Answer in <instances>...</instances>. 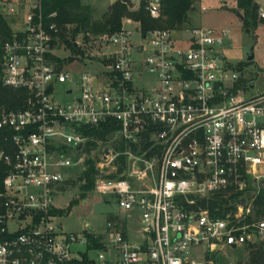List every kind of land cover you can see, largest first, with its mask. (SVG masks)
<instances>
[{
    "label": "built area",
    "instance_id": "2783aa9c",
    "mask_svg": "<svg viewBox=\"0 0 264 264\" xmlns=\"http://www.w3.org/2000/svg\"><path fill=\"white\" fill-rule=\"evenodd\" d=\"M162 1L138 6L160 18ZM55 15L42 0H0L10 30L0 32V80L24 90L21 106L0 103V264H203L225 245L264 241V216L253 208L264 184V92L252 94L254 83L223 55L230 28L137 26L145 53L129 26L92 35V46L116 45L108 67L83 73L80 94L61 102L55 88L70 77L53 50ZM108 119L134 163L93 189L114 194L124 216L107 220L102 236L87 224L82 242L56 222L53 200L84 164L86 128ZM240 191L217 213L200 203ZM129 217L138 221L133 236Z\"/></svg>",
    "mask_w": 264,
    "mask_h": 264
},
{
    "label": "rangeland",
    "instance_id": "374dc122",
    "mask_svg": "<svg viewBox=\"0 0 264 264\" xmlns=\"http://www.w3.org/2000/svg\"><path fill=\"white\" fill-rule=\"evenodd\" d=\"M84 4H90L93 7L94 16L99 17L108 5L109 0H81ZM138 4V0H132ZM259 4H264V0H256ZM130 6V4H129ZM204 6L206 9H201ZM138 6H130V9H136ZM236 0H197L194 9L189 12L190 24L213 26V27H228L230 33L226 36L225 44L222 46L223 55L226 56V60L236 67L241 75H246L247 79L253 82L254 85L250 92L258 93L264 92V23H261L255 28H251L246 31L243 28V23L237 12ZM128 18V17H126ZM129 20V19H127ZM124 26H129L134 29V33L130 37L131 41L137 45L139 42L144 44L145 53L148 48V42L146 38L141 37L138 30L131 25L129 21L124 22ZM93 40L92 36L89 38ZM56 46L53 48L56 54L63 57L66 63H63L62 69L67 71L69 79L64 83H59L55 88L56 100L61 102H67L72 100L75 95L80 94V80L83 73H98L107 69L109 61L103 62V57L111 54L116 45L112 43H103L92 46L89 42L83 41L81 35H77L75 41L79 44V47L83 49V53H76L73 49L64 43L63 40H57ZM251 44H254V61L252 64H246L248 50ZM72 88L71 93H65L63 89ZM113 134L108 136L107 141H99L97 148H93L88 154L82 152L84 161L83 165L79 168L71 169L72 177L70 179H76L78 172L85 167V160L88 156L97 157L96 163H98V177H108L110 173H116L118 167V152L114 151L111 146V141L116 140ZM123 154L126 156V171L129 173L132 169L134 159H130V154L125 151ZM78 186H72L70 183L66 184L63 191L60 194H56L54 197V204L63 208L64 212L56 218V222L60 223L61 227L69 232H75L78 234L82 242L83 230L88 228L87 224H90L97 233L101 235L106 234L107 220H111L114 215H123L117 205L114 194L108 193L105 196L97 192L95 189L87 193L86 196L80 194ZM72 198H77L70 205L68 211H65L68 207V203ZM135 225V222L131 220V227ZM208 252V251H206ZM247 257V250L245 244L239 247H230L225 245L213 252L207 253L203 259V264H209V260H212V264H239Z\"/></svg>",
    "mask_w": 264,
    "mask_h": 264
},
{
    "label": "trees",
    "instance_id": "16d2710c",
    "mask_svg": "<svg viewBox=\"0 0 264 264\" xmlns=\"http://www.w3.org/2000/svg\"><path fill=\"white\" fill-rule=\"evenodd\" d=\"M197 0H163L162 9L163 17L151 18L148 12L144 9L143 4H140L136 9H130L128 0H115L104 10L99 16H94L92 7L88 4H83L81 0H42V11L46 15L55 12L54 17H50L55 21L59 30L57 31L58 40L61 39L65 44L69 45L74 52L83 53V49L79 44H74V38L81 35L84 43L89 42L92 35H97L105 32H111L124 27V22L129 21L134 27L140 26L142 30L147 28L159 27H181L189 21V12L194 9ZM258 2L256 0H236V8L234 9L243 23V28L248 31L251 28L264 23L258 17ZM128 17V18H126ZM49 18V17H48ZM129 19V20H127ZM9 26L5 19L0 16V32L8 35ZM110 61L111 59H106ZM243 83L244 80L240 79ZM24 98V90L14 89L2 84L0 80V103L8 107H18L22 105ZM117 127L115 121L108 119L100 127L92 126L86 128V133L91 136V140H87L84 150L90 154L93 148H97L99 141H107L108 136ZM111 146L114 151L118 152V167L117 172H121L126 165V156L123 154L126 143L123 140L116 139L111 141ZM136 149V146H132ZM96 155V154H95ZM88 156L85 160V167L78 172L76 179H67L64 181L63 187L66 184L78 186L80 194L86 196L88 192L93 191L98 167L96 165L97 157ZM116 173H110L109 176H116ZM240 192L235 193H217L208 199V204L201 200L203 207H209L213 213L215 207H228ZM77 198H72L65 211H68L70 205L77 201ZM254 214L264 216V184H261L253 199ZM54 212L62 213V209H54ZM92 238V235H90ZM247 257L239 264H264V241L248 242L245 244Z\"/></svg>",
    "mask_w": 264,
    "mask_h": 264
},
{
    "label": "crops",
    "instance_id": "0c3cea01",
    "mask_svg": "<svg viewBox=\"0 0 264 264\" xmlns=\"http://www.w3.org/2000/svg\"><path fill=\"white\" fill-rule=\"evenodd\" d=\"M115 0H109V2H108V5L109 4H111L112 2H114ZM125 1H127V0H125ZM83 3V2H82ZM84 4V3H83ZM128 4H130V6H135V5H137L138 6V4L137 3H135V2H133L132 0H128ZM88 5V4H87ZM90 5V4H89ZM108 5H107V7H108ZM91 6V5H90ZM129 6V7H130ZM92 7V6H91ZM106 7V8H107ZM105 8V9H106ZM92 9H93V7H92ZM132 25V24H131ZM133 26V25H132ZM74 41H75V38H74ZM76 42V41H75ZM76 44H78L77 42H76ZM103 59V62L105 63L106 62V59H108L107 58V56L106 57H103L102 58ZM117 216H121V217H123L124 216V214L123 215H114L113 216V218H115V217H117ZM131 220H133L134 222H135V225L133 226V227H131L130 225H131ZM124 227H125V231L126 232H128V234L129 235H131V236H133L134 235V232L136 231V228L138 227V221H137V218L136 217H134V218H127V221L124 223ZM99 236H102L101 235V233L99 234Z\"/></svg>",
    "mask_w": 264,
    "mask_h": 264
},
{
    "label": "water",
    "instance_id": "95a60500",
    "mask_svg": "<svg viewBox=\"0 0 264 264\" xmlns=\"http://www.w3.org/2000/svg\"><path fill=\"white\" fill-rule=\"evenodd\" d=\"M74 44H76V42L74 41ZM253 48H254V44H251L250 47H249V50H248V56H247V59L245 61L246 64H252V62L254 61V51H253ZM81 145V143L78 145V147ZM244 198L243 197H240V199L238 200V202L242 203L244 202L243 201ZM234 247V244L232 245Z\"/></svg>",
    "mask_w": 264,
    "mask_h": 264
}]
</instances>
